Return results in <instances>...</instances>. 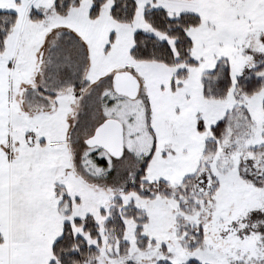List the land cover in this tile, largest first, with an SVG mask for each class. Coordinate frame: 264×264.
Wrapping results in <instances>:
<instances>
[{
  "label": "snow or ice",
  "instance_id": "snow-or-ice-1",
  "mask_svg": "<svg viewBox=\"0 0 264 264\" xmlns=\"http://www.w3.org/2000/svg\"><path fill=\"white\" fill-rule=\"evenodd\" d=\"M0 264H264V0H0Z\"/></svg>",
  "mask_w": 264,
  "mask_h": 264
}]
</instances>
